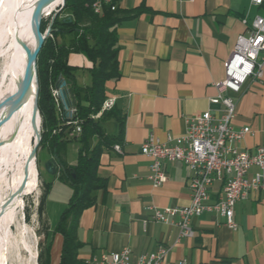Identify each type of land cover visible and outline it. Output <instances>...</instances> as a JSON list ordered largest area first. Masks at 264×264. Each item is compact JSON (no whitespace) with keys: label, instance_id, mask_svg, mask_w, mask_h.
<instances>
[{"label":"crops","instance_id":"1","mask_svg":"<svg viewBox=\"0 0 264 264\" xmlns=\"http://www.w3.org/2000/svg\"><path fill=\"white\" fill-rule=\"evenodd\" d=\"M117 7L123 17L116 26L121 75L105 85L107 99H116L117 117L103 125L107 134L123 133L122 142L114 144L122 153L112 146L101 155L98 174L106 188L80 217L78 258L85 264L129 248L135 260L165 246V264H264V192L236 205L237 230L206 212L192 220L195 237L179 239L177 227L152 220L153 209L189 206L191 171L180 162L165 164L168 180L154 187L151 160L141 151L150 135L167 142L186 132L189 118L207 110L218 116V106L209 102L217 94L213 83L224 78V62L238 36L247 34L243 19L264 15V5L252 6L251 0H118ZM69 63L80 68L78 84L89 85L92 63L80 54H71ZM233 97L234 129L252 130L237 146L254 153L264 147V78L250 79ZM78 151V144L68 146L69 164L76 163ZM221 192L222 184L215 183L207 204H215ZM62 244L56 234L51 264L60 263Z\"/></svg>","mask_w":264,"mask_h":264},{"label":"trees","instance_id":"2","mask_svg":"<svg viewBox=\"0 0 264 264\" xmlns=\"http://www.w3.org/2000/svg\"><path fill=\"white\" fill-rule=\"evenodd\" d=\"M96 0H66L65 7L57 15L48 37L38 56L39 99L42 119V140L39 148L50 155V162L57 167L55 176L72 188L66 209L53 229V234L63 238L59 264H84L78 258L83 244L77 237L82 213L96 204L97 192L106 188V179L98 174L100 158L105 148L122 142L119 136L107 134L103 123L117 117L114 108L102 111L107 99L106 82L121 75L117 59L118 40L116 26L123 20L119 10H106L103 16L95 14ZM65 16L61 17V13ZM54 13V12H53ZM70 18V19H69ZM47 25L42 20L41 30ZM71 54L86 57L92 67L90 84L80 86L77 72L80 68L69 63ZM65 83L70 100L66 109L53 96V91ZM71 110H75L72 114ZM81 126L82 132L70 138ZM79 145L77 161L69 164L63 159L68 146ZM47 193L52 183H47ZM43 205L46 199L42 201ZM43 208V207H42ZM52 241L41 250L38 264H51Z\"/></svg>","mask_w":264,"mask_h":264},{"label":"built area","instance_id":"3","mask_svg":"<svg viewBox=\"0 0 264 264\" xmlns=\"http://www.w3.org/2000/svg\"><path fill=\"white\" fill-rule=\"evenodd\" d=\"M118 0H96V11L103 16L106 10L116 11ZM193 2L194 0H180ZM251 5L262 7L264 0H251ZM247 34L238 36L234 50L224 62V78L213 83L217 94L209 99L218 106L215 115L211 110L187 120L186 132L181 136H169L167 142L150 135L142 144L141 151L151 160L149 179L154 187H161L168 180L165 164L182 163L191 171V203L187 207L154 208L152 220L170 223L179 229V239L194 238V218L206 212H214L224 220L227 227L237 230L236 205L251 194L264 192V147L254 153L241 150L237 145L252 134L249 127L235 130L233 122L237 117L234 95L242 92L250 80L264 78V15L256 16L251 22L243 19ZM55 100L61 101L58 90L53 91ZM116 99H106L102 111L115 107ZM75 110H71L73 114ZM71 135H79L81 126ZM114 149L122 153V148ZM222 184L219 200L207 204L209 191L215 183ZM169 248L160 246L154 253L132 258V251L125 248L120 252L103 254L85 264H165Z\"/></svg>","mask_w":264,"mask_h":264},{"label":"bare ground","instance_id":"4","mask_svg":"<svg viewBox=\"0 0 264 264\" xmlns=\"http://www.w3.org/2000/svg\"><path fill=\"white\" fill-rule=\"evenodd\" d=\"M37 1L2 0L0 3L1 107L11 102L23 85L28 60L24 45H28L32 50L36 43L30 29V15ZM55 6L56 3H53L44 7V17L50 16ZM93 11L98 14L96 1L93 4ZM35 94L34 82L21 109L0 127V264H8L12 238L9 226L16 220V207L22 198L25 187L37 176L33 156L34 148L31 145L32 137L38 134L36 128L38 122L34 121ZM4 114H7L6 107L0 111V116ZM35 141L36 139H34V144ZM22 230V234L25 236L27 228L22 227ZM23 247L31 253L36 263V250H33L26 240H23Z\"/></svg>","mask_w":264,"mask_h":264},{"label":"rangeland","instance_id":"5","mask_svg":"<svg viewBox=\"0 0 264 264\" xmlns=\"http://www.w3.org/2000/svg\"><path fill=\"white\" fill-rule=\"evenodd\" d=\"M54 15L55 12L44 17V23L47 25L46 30L49 28ZM64 16L65 12L61 13V17ZM74 136L70 134V138H74ZM34 139H38V134L32 137L31 145L33 148L35 145ZM71 144L77 143L72 142ZM65 156L66 154L63 157L64 160H66ZM50 159L51 155L46 150L38 149L37 160H35L37 176L34 181L29 182L25 187L22 198L16 207V220L9 226L12 231V238L8 264H38L40 252L53 240L55 236L53 229L72 196L71 186L68 183L59 181L57 179L58 175H54L57 167L50 162ZM55 179L58 181H55ZM47 183H54L48 193ZM45 199L46 203L43 205L42 201ZM22 227L27 228L25 236L22 234ZM23 240H26L32 249L36 250V263L31 253L24 249Z\"/></svg>","mask_w":264,"mask_h":264},{"label":"water","instance_id":"6","mask_svg":"<svg viewBox=\"0 0 264 264\" xmlns=\"http://www.w3.org/2000/svg\"><path fill=\"white\" fill-rule=\"evenodd\" d=\"M2 0H0L1 3ZM61 1V2H58ZM53 3H56V6L53 10L55 12V15L52 19V22L49 26V28L43 33L41 30V23L44 19V13L43 9L44 7H47L48 5H51ZM66 0H38L33 11L30 15V29L32 32V35L35 39V47L34 49H30L28 45H24V48L28 54V60H27V66H26V73L25 78L23 80V85L18 93V95L11 100L6 106L7 114H4L0 116V127H2L6 122H8L13 115L21 109L23 106L24 100L28 97V94L33 88V84L35 82L36 87V94H35V100H34V121L38 122L37 133H38V139L35 141L34 149H33V156L34 159L37 160V152L39 149L40 142L42 140V119L39 111L38 106V99H39V77H38V56L39 53L43 47V44L45 43L46 39L51 36L52 33V26L55 22V19L57 15L60 13V11L65 7ZM70 19V18H69ZM65 83L61 84L57 90L60 94V99L63 105L66 109H69L70 107V100L68 98L67 92L64 88ZM0 105V111H2V108ZM52 172V171H51ZM54 172V171H53ZM52 172V173H53Z\"/></svg>","mask_w":264,"mask_h":264}]
</instances>
